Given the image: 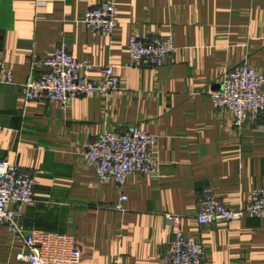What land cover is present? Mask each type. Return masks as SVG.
Returning a JSON list of instances; mask_svg holds the SVG:
<instances>
[{"label": "crops", "instance_id": "crops-1", "mask_svg": "<svg viewBox=\"0 0 264 264\" xmlns=\"http://www.w3.org/2000/svg\"><path fill=\"white\" fill-rule=\"evenodd\" d=\"M105 1L0 0V58L13 70V82L0 83V159L36 182V202L22 207V225L73 235L81 264H166L173 227L165 215L175 213L186 237L204 245L210 264H264V217L210 225L196 217L203 189L241 207L264 187L262 116L236 127L232 113L208 95L239 64L264 72V0H116L115 32L94 36L82 16ZM146 32L172 36L176 51L161 66L131 68L129 38ZM62 41L95 66L92 78L113 66L122 90L65 107L27 102L23 84L42 71L34 62ZM133 124L160 135L162 176L132 173L123 187L102 183L84 158L85 145L105 126ZM21 250L0 224V264H29L17 258Z\"/></svg>", "mask_w": 264, "mask_h": 264}, {"label": "built area", "instance_id": "built-area-1", "mask_svg": "<svg viewBox=\"0 0 264 264\" xmlns=\"http://www.w3.org/2000/svg\"><path fill=\"white\" fill-rule=\"evenodd\" d=\"M38 5L43 6L45 2L39 1ZM82 22L94 36L112 35L119 23L116 0H106L98 7L86 9ZM128 51L131 68L158 67L176 51V46L172 36L133 33ZM35 68L42 71L22 87L27 102L47 99L65 107L80 97L98 94L107 98L123 88L121 76L111 65L100 67L101 77L92 78L95 66L74 57L65 41L50 56L36 60ZM12 82L13 70L0 58V83ZM219 84L217 89L208 91L214 106L230 111L236 127L262 116L259 128L264 130V72L242 63L228 70ZM159 139V134L138 124L123 130L105 126L97 140L85 145L83 155L102 183L113 182L123 187L132 173L155 178L162 176ZM35 184L34 176L20 165L0 159V224L6 225L21 242L22 250L17 258L29 264H81L82 253L73 235L29 231L22 225V207L36 202ZM127 199V195H121L115 208L125 210ZM165 216L173 227L167 251L163 254L165 263L210 264L204 245L186 237L182 216L175 213ZM247 216L264 217V187L253 189L241 207L227 205L208 188L199 195L196 217L201 225L233 224Z\"/></svg>", "mask_w": 264, "mask_h": 264}]
</instances>
